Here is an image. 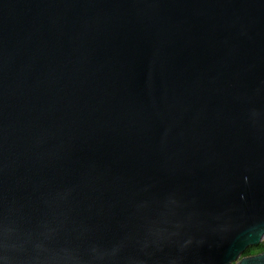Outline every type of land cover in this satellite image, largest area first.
<instances>
[{
  "label": "water",
  "instance_id": "obj_1",
  "mask_svg": "<svg viewBox=\"0 0 264 264\" xmlns=\"http://www.w3.org/2000/svg\"><path fill=\"white\" fill-rule=\"evenodd\" d=\"M261 239L264 0H0V264Z\"/></svg>",
  "mask_w": 264,
  "mask_h": 264
},
{
  "label": "snow or ice",
  "instance_id": "obj_2",
  "mask_svg": "<svg viewBox=\"0 0 264 264\" xmlns=\"http://www.w3.org/2000/svg\"><path fill=\"white\" fill-rule=\"evenodd\" d=\"M259 238V233H252L236 237L230 242L228 248L225 251V256L228 258H234L240 251L243 250V247L247 246L248 244L258 242ZM242 264H264V255L248 258L242 261Z\"/></svg>",
  "mask_w": 264,
  "mask_h": 264
},
{
  "label": "flooded vegetation",
  "instance_id": "obj_3",
  "mask_svg": "<svg viewBox=\"0 0 264 264\" xmlns=\"http://www.w3.org/2000/svg\"><path fill=\"white\" fill-rule=\"evenodd\" d=\"M257 246H259L260 248L259 249H252L253 247H257ZM250 249H252L251 253H249L247 255H241L245 250H250ZM263 250H264V241H263V239H261L258 244L246 247L244 249V251L240 254V257H251V256H254V255H258Z\"/></svg>",
  "mask_w": 264,
  "mask_h": 264
},
{
  "label": "trees",
  "instance_id": "obj_4",
  "mask_svg": "<svg viewBox=\"0 0 264 264\" xmlns=\"http://www.w3.org/2000/svg\"><path fill=\"white\" fill-rule=\"evenodd\" d=\"M259 248H260V247L257 246V247H253L252 249H259ZM252 249H250V250H245L241 255H247V254L251 253Z\"/></svg>",
  "mask_w": 264,
  "mask_h": 264
}]
</instances>
